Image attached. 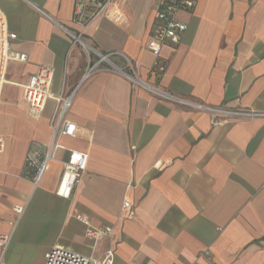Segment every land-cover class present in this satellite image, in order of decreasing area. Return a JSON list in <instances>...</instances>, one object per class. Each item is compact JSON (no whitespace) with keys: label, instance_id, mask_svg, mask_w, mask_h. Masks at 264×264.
<instances>
[{"label":"crops","instance_id":"obj_1","mask_svg":"<svg viewBox=\"0 0 264 264\" xmlns=\"http://www.w3.org/2000/svg\"><path fill=\"white\" fill-rule=\"evenodd\" d=\"M155 1L114 0L83 27L73 21L74 0H0L13 48L27 55L7 63L0 83L8 264H44L55 245L98 259L111 250L106 264H264V115L215 117L133 86L119 71L130 72L123 54L141 80L155 82L146 47ZM179 17L187 28L162 47L167 65L155 86L201 105L264 113V0H197ZM99 53L108 60L81 80ZM40 65L52 67L54 96L75 88L67 117L76 135L58 137L62 148L34 186L26 155L50 143L56 105L50 97L33 116L23 99ZM68 149L86 162L64 198L55 188ZM105 225L110 233L90 234Z\"/></svg>","mask_w":264,"mask_h":264},{"label":"built area","instance_id":"obj_2","mask_svg":"<svg viewBox=\"0 0 264 264\" xmlns=\"http://www.w3.org/2000/svg\"><path fill=\"white\" fill-rule=\"evenodd\" d=\"M114 0H74L73 21L83 27H86L97 17L104 15ZM197 0H156L153 8V21L150 33V39L147 43V49L154 55V62L149 73L153 75L155 82L149 83L141 80L133 68L128 57L126 59L125 69L119 71L132 83L133 86H142L154 93L155 95L176 101L197 109H202L212 113L215 117L218 115H257L264 113H248L245 111L226 109L223 107H214L209 105H201L192 101H188L181 97L175 96L168 92L158 89L155 85L159 81L163 71L166 68L167 61L161 56V49L164 45L177 44L187 28V24L180 19V12H191L196 5ZM74 37L75 34L70 33ZM77 39L79 37H76ZM16 39V33L9 30L6 16L0 10V83L5 81V72L7 63L10 60L26 61L27 55L13 48V41ZM94 61L86 67L82 74L81 80L87 78L94 73L98 66L104 61H107L106 54H97ZM53 79V70L50 65H40L37 70L32 73L27 81L23 83L22 96L28 106L29 111L33 116H39L43 110L45 102L48 98L54 97L56 105L49 119V127L51 130V140L47 146L42 147L40 152L39 144H33L26 155V164L32 168V183L37 185L43 174L48 169L49 162L54 158L55 148H62L57 143L60 136L74 137L76 135V124L72 122L67 113L71 106L72 97L75 91L73 88L69 92H60L53 95L51 86ZM3 147V138L0 136V150ZM86 162V154L68 149V155L63 161L62 172L55 188V193L58 196L69 198L79 181L81 172L84 169ZM123 211H128L131 214V204L124 200L122 203ZM14 210L22 213L23 207L15 206ZM19 214V215H20ZM84 223L87 222L86 217H78ZM111 226L105 225L101 228L90 229V234L93 237H98L102 234L111 232ZM12 233H0V264H8L6 262V253L8 251ZM112 251L108 250L102 258H94L85 256L77 252L66 249L62 246L55 245L44 254V264H106L111 263ZM130 264H134L131 262Z\"/></svg>","mask_w":264,"mask_h":264},{"label":"water","instance_id":"obj_3","mask_svg":"<svg viewBox=\"0 0 264 264\" xmlns=\"http://www.w3.org/2000/svg\"><path fill=\"white\" fill-rule=\"evenodd\" d=\"M79 39V38H78Z\"/></svg>","mask_w":264,"mask_h":264}]
</instances>
